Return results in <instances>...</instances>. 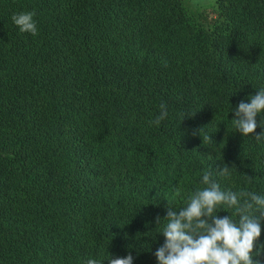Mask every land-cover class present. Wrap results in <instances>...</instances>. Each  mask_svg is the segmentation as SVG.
I'll return each mask as SVG.
<instances>
[{
	"label": "trees",
	"instance_id": "16d2710c",
	"mask_svg": "<svg viewBox=\"0 0 264 264\" xmlns=\"http://www.w3.org/2000/svg\"><path fill=\"white\" fill-rule=\"evenodd\" d=\"M212 9L0 0V264H158L169 207L207 187L205 172L221 191L264 196V111L246 137L233 121L264 89V0ZM21 12L36 36L13 23ZM161 104L166 119L150 123Z\"/></svg>",
	"mask_w": 264,
	"mask_h": 264
},
{
	"label": "clouds",
	"instance_id": "9594fccd",
	"mask_svg": "<svg viewBox=\"0 0 264 264\" xmlns=\"http://www.w3.org/2000/svg\"><path fill=\"white\" fill-rule=\"evenodd\" d=\"M35 13L21 12L12 16V21L21 33L36 36L38 33ZM161 112L155 123L159 125L166 119L168 112L165 104L160 105ZM264 111V89L251 97L250 103L240 102L233 119L236 130L244 137L253 134L257 128L256 116ZM191 116V115H185ZM184 117V118H185ZM264 127V121H261ZM201 131V130H200ZM209 140L210 136L208 137ZM256 141L264 140V132L255 136ZM227 165L219 168L223 177L231 175L232 169ZM212 172H205L202 183L207 187L195 191L189 197L185 207L179 212L169 207L163 228L165 243L160 246L155 256L158 264H260L253 259L254 243L261 235L260 221L264 220V196L241 189L239 192L221 191L219 183L212 178ZM249 176V181H251ZM235 208L238 220L232 216L218 217V205ZM159 224L160 218H156ZM264 252V245L257 248L259 256ZM131 254L126 257L109 258V264H133ZM87 264H97L88 260Z\"/></svg>",
	"mask_w": 264,
	"mask_h": 264
},
{
	"label": "rangeland",
	"instance_id": "374dc122",
	"mask_svg": "<svg viewBox=\"0 0 264 264\" xmlns=\"http://www.w3.org/2000/svg\"><path fill=\"white\" fill-rule=\"evenodd\" d=\"M190 4L194 7L206 8L209 12L215 7V0H190Z\"/></svg>",
	"mask_w": 264,
	"mask_h": 264
}]
</instances>
